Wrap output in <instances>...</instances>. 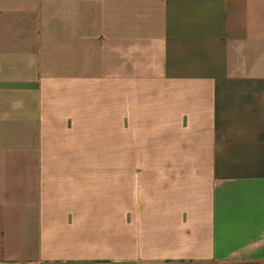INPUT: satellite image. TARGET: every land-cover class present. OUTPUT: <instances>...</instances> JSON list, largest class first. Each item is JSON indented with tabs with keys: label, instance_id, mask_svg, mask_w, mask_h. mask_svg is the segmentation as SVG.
Returning <instances> with one entry per match:
<instances>
[{
	"label": "crops",
	"instance_id": "crops-1",
	"mask_svg": "<svg viewBox=\"0 0 264 264\" xmlns=\"http://www.w3.org/2000/svg\"><path fill=\"white\" fill-rule=\"evenodd\" d=\"M0 264H264V0H0Z\"/></svg>",
	"mask_w": 264,
	"mask_h": 264
}]
</instances>
